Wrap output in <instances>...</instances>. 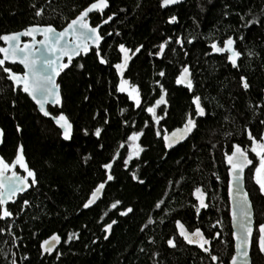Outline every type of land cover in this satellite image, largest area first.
Returning <instances> with one entry per match:
<instances>
[{
    "label": "trees",
    "instance_id": "1",
    "mask_svg": "<svg viewBox=\"0 0 264 264\" xmlns=\"http://www.w3.org/2000/svg\"><path fill=\"white\" fill-rule=\"evenodd\" d=\"M108 1L104 14L91 15V23L97 25L116 14L101 29L104 40L100 54L108 63L100 64L94 49L74 60L58 81L62 109L50 107L51 113L63 111L73 123L70 141L62 139L61 131L40 114L26 94L13 91L12 83L0 72V157L10 162L17 146L22 145L25 161L37 180L6 206L13 217L0 220V228L5 229L0 233V264H12L14 258L16 264H213L207 253L178 236L177 219L189 230L200 227L211 241L212 254L219 257L216 264H229L234 247L228 167L223 157L234 143L250 147L245 128L255 136L264 132V0H181L163 9L159 0ZM90 2L0 0V34L31 25L51 24L62 29ZM37 10H42L40 16L35 15ZM170 15L177 16V22L167 23ZM229 35L242 53L237 68L230 65L226 55L213 54L209 47L213 39L219 43ZM169 37L172 39L162 56L154 55ZM177 37L184 40L183 49L175 44ZM188 39L193 43H187ZM120 43L131 49L143 45L124 74L140 89L139 107L127 93L116 91L120 77L113 65L120 61ZM185 63L192 72L191 92L175 84ZM12 69L22 71L18 65ZM241 75L250 84L247 91L240 87ZM160 85L166 90L167 105L157 108V114L163 116L157 125L144 108L159 97ZM193 95L201 97L206 115L197 120V128L186 142L167 150L163 131L182 126L185 114L194 113ZM96 127L102 130L100 137L93 135ZM157 129L161 137L156 136ZM141 130L138 143L143 151L125 166L127 137ZM117 151V158L112 160ZM109 161L111 171H106L102 165ZM107 174L113 179L97 204L82 208L92 190L107 181ZM246 185L258 226L264 223V195L254 191L249 174ZM197 186L206 192L208 204L199 214L192 195ZM25 199L27 206L23 205ZM116 200L121 203L112 209ZM160 201L163 203L158 209L155 205ZM128 207L133 209L131 213L119 215ZM112 220L117 223L105 239L103 226ZM52 233L62 242L52 255H42L39 245ZM70 233L78 238L65 243ZM170 237L175 239V248L166 244ZM256 240L257 233L253 236L252 260L261 264L254 254Z\"/></svg>",
    "mask_w": 264,
    "mask_h": 264
},
{
    "label": "snow or ice",
    "instance_id": "2",
    "mask_svg": "<svg viewBox=\"0 0 264 264\" xmlns=\"http://www.w3.org/2000/svg\"><path fill=\"white\" fill-rule=\"evenodd\" d=\"M181 0H159L160 8H168L172 5L179 4ZM109 7L108 0H92L84 7L79 13L70 21L67 22L61 30H57L53 25H31L28 28L20 32H12L0 34V72L5 74L8 81H11L13 85V91L19 89L23 93L27 94L35 105L39 109L40 113L45 117H51L53 122L62 130L61 134L64 140H70L72 135L73 125L70 122L68 116L62 111L52 116L49 111L46 110V104H53L55 106H61V93L60 85L56 82V77L60 73L69 67L74 57L86 55L90 48L96 49V55L99 58V63L104 65L108 61L101 56L99 52L100 42L104 37L99 33L98 29L100 24L92 26L89 21V14L100 13L102 14L105 9ZM42 10H37L35 15L40 16ZM115 13L108 15L106 19L102 20L103 24H107L113 19ZM177 16L170 15L167 23L172 24L177 22ZM243 20V17H241ZM258 21H248V24L257 23ZM42 37L37 39V36ZM111 35V33H108ZM116 35H119L117 32ZM22 37H28L29 40H22ZM171 37L161 42L158 46V51L154 53L157 57L162 56L165 52L166 45L171 41ZM194 39V38H193ZM193 39H188L187 43H193ZM243 39V37H239ZM175 44L180 45L183 49L184 40L181 37L175 39ZM235 40L231 35L227 36L222 42H217L213 39L209 45L211 53L213 54H224L226 55L227 61L233 68H237L238 58L241 56V52L235 47ZM143 45L137 46L135 49H131L120 43L117 45L118 52L120 53V61L115 63L113 67L116 70V74L120 77L118 84L116 85V91L119 93H127L130 100L134 101L135 105L139 107L141 105V93L140 89L136 84L130 83L128 79L124 78V72L128 67L129 61L137 53L141 51ZM175 52V49H172ZM206 55L208 53H205ZM187 55V53H185ZM249 55H252L249 52ZM66 58V59H65ZM12 64H19L23 67V72L18 73L12 70ZM7 65V66H6ZM82 67V65H78ZM159 75L163 77L165 72L160 71ZM192 74L187 63L183 64L175 77L176 85H183L189 92L193 90V81L191 78ZM240 87L242 90L247 91L250 84L247 78L243 75L239 77ZM159 84V81L156 82ZM166 90L163 85H160V95L151 105L144 108V111L150 114L154 124H159L163 119V116L157 114V108L161 105H167L165 99ZM191 103L194 107V113H186L182 126L168 132L163 131V135L160 129L156 130V136L163 139L165 148H172L175 144L187 138L194 129L197 128L195 117H204L206 115L205 107L202 105L201 97L193 95ZM251 107V105H250ZM260 107V105H257ZM121 111H124L121 109ZM227 119V117H225ZM107 122V121H105ZM264 124V121H261ZM16 131L20 132V126L17 125ZM101 128L96 127L93 135L100 137ZM247 140L250 142L249 146L242 147L239 143L231 145L229 153L224 154V162L228 167V197L232 204L231 209V222L233 229L238 228L239 232L233 231L232 237L235 241V254L231 256L230 264H250L249 259V248L252 244V211L251 203L246 191H242L238 185L243 180V173L246 167L252 166V179L258 186L259 192L264 195V132H261L259 136L253 135V133L245 128ZM87 135V131H85ZM141 131H134L127 137L128 142V157L124 160L125 166H127L129 160L133 157H139L143 148L136 143L140 136ZM230 135V133H225ZM3 136V130L0 129V137ZM120 147H124L121 144ZM252 154L253 158H249V154ZM118 151L113 155L112 160H115L118 155ZM257 162L254 164L253 160ZM22 170L23 175L18 174L16 170ZM112 162L109 161L102 165V168L106 171L111 169ZM112 175L107 174V180L111 181ZM133 180L137 177L135 174L132 176ZM144 183L143 180L139 181ZM37 183L36 174L34 170L30 169L25 161L23 155V146L18 145L16 149L15 157L10 161L6 162L3 157H0V220L10 219L13 217V212L9 210L6 205L14 202V198L28 188L35 186ZM234 184L237 185L234 191ZM105 187V182L99 183L95 189L92 190L88 199L81 205L82 208H89L90 205L95 203L98 194ZM192 195L197 201L195 208L196 214H199L201 209L207 208L206 203V192L202 187H195ZM121 202L116 200L111 204L112 209H116ZM163 201L158 202L155 207L160 208ZM29 201L25 199L23 205L27 206ZM133 209L128 207L121 211L119 215L124 216L131 213ZM107 213H105L106 215ZM149 223H152L149 218ZM117 223L116 220H112L109 223L104 224L103 232L105 233L104 238L107 239V233L113 228V225ZM176 233L182 240L189 245H196L204 253H207L213 264H216L219 257L218 255L212 254L210 250L211 241L205 237L200 227H195L192 230L186 228L185 224L179 219L175 220ZM5 229L0 228V233H3ZM219 236V233H216ZM78 238L76 233H70L67 236L68 241ZM15 242V241H13ZM95 242V241H94ZM61 243V237L52 233L49 237L44 239L39 247L41 254H51L56 246ZM166 244L170 248H175L176 243L173 237L166 240ZM256 247L261 254H264V223L258 226V238L256 240ZM60 255L59 252L56 253ZM158 253H153V256ZM13 256L15 254L13 253ZM27 258V257H25ZM12 264H16L15 258Z\"/></svg>",
    "mask_w": 264,
    "mask_h": 264
},
{
    "label": "water",
    "instance_id": "3",
    "mask_svg": "<svg viewBox=\"0 0 264 264\" xmlns=\"http://www.w3.org/2000/svg\"><path fill=\"white\" fill-rule=\"evenodd\" d=\"M109 2V1H108ZM110 5V4H109ZM109 8V7H108ZM108 8L107 9H105L104 11H106V10H108ZM92 14H94V13H91V14H89V21H90V24L92 25V26H95V25H93L92 23H91V15ZM112 21V20H111ZM111 21H109L107 24H103L102 22L101 23H99L101 26H100V28L98 29V31H99V33L101 34V29L104 27V26H106V25H108L109 23H111ZM57 29V28H56ZM58 31L59 30H61V29H57ZM22 31V30H21ZM17 32H20V31H17ZM42 37H40L39 35L37 36V39H41ZM22 40H29L30 38H28V37H22L21 38ZM104 40V39H103ZM103 40L100 42V46H99V52H100V48H101V45H102V42H103ZM234 47L237 49V47H236V42H235V45H234ZM96 50L95 48H90V50H89V52L86 54V55H81V56H83V57H85V56H87V55H89L91 52H92V50ZM238 50V49H237ZM81 56H78V57H74L73 58V60H72V62L74 61V60H76L77 58H79V57H81ZM133 58H134V56H133ZM133 58L129 61V64H128V67H127V69L125 70V72H124V74L126 73V71L128 70V68H129V66H130V64H131V62H132V60H133ZM240 58V57H239ZM239 58H238V61H239ZM66 59V58H65ZM238 61H237V64H238ZM71 62V63H72ZM14 65H18V66H20L21 68H22V71H15V70H13V71H15V72H18V73H22L23 72V67H22V65H19V64H12L11 65V68H12V66H14ZM7 66V65H6ZM71 66V64L69 65V67ZM69 67L67 68V69H69ZM67 69H64L61 73H60V75L58 76V77H56V82L59 84V78L61 77V75L67 70ZM191 71V70H190ZM191 74H192V72H191ZM191 78H192V76H191ZM193 81V80H192ZM11 82V81H10ZM60 85V84H59ZM60 93H61V86H60ZM25 94V93H24ZM27 95V94H26ZM28 96V95H27ZM29 97V96H28ZM29 99L31 100V98L29 97ZM32 101V100H31ZM61 106H55V105H53V104H46L45 105V108H46V110L47 111H49L50 112V107L51 108H58L59 110L60 109H62V105H63V97H62V93H61ZM34 104H35V102L34 101H32ZM36 106V105H35ZM37 107V106H36ZM37 110L39 111V109L37 108ZM40 112V111H39ZM61 112V111H60ZM59 112V113H60ZM63 112V111H62ZM51 113V112H50ZM59 113H57L56 115H58ZM64 113V112H63ZM42 116H43V114L42 113H40ZM51 115L52 116H56L55 114H53V113H51ZM45 117V116H44ZM46 118H49V119H51V117H46ZM199 118H202V117H195V120H196V123H197V120L199 119ZM52 120V119H51ZM53 121V120H52ZM71 122V121H70ZM54 123V122H53ZM72 123V122H71ZM55 124V123H54ZM72 125H73V123H72ZM55 126L59 129V127L55 124ZM176 129V128H175ZM61 132H62V130L61 129H59ZM195 131V129L193 130V132ZM192 132V133H193ZM192 133L187 137V138H185L184 140H182V141H180L179 143H177V144H175L172 148H167V150H170V149H173V148H176L178 145H180V144H182V143H184V142H186L188 139H189V137L192 135ZM72 135H73V129H72ZM72 135H71V138H72ZM61 137H62V139H63V136H62V134H61ZM71 140V139H70ZM70 140H66V141H70ZM249 158L250 159H252V157H251V155L249 154ZM253 163H255L254 162V160H253ZM226 166L227 167H229L227 164H226ZM252 169V166L250 165V166H248V167H246L245 168V170H244V173H243V180L239 183V185H238V187L242 190V191H246L247 193H248V197H249V200H250V203H251V211H252V217H251V219H252V225H253V233H252V237H251V240H252V244H251V247L249 248V259H250V264H253V260H252V245H253V236H254V232H255V229H256V222H255V211H254V206H253V202H252V199H251V196H250V193H249V191L247 190V185H246V179H247V173L250 171ZM110 171H111V169H109ZM18 174H21L20 172H18ZM22 175V174H21ZM228 180H229V176H228ZM108 180L107 181H105V187L101 190V192L98 194V198H96V200H95V203H93L92 205H90L89 206V208L90 207H93L95 204H97V202L99 201V199L101 198V196L103 195V192H104V190H105V188H106V186H107V184H108ZM236 187H237V185H235L234 184V191L236 190ZM227 191H228V186H227ZM21 193H19L15 198H14V200H16L17 198H18V196L20 195ZM228 201H229V197H228ZM12 203V202H11ZM10 204V203H9ZM7 206V205H6ZM231 209H232V204L230 203V201H229V216H230V224H231V229H232V232L235 230V231H237V232H239V229L238 228H236V229H233V227H232V222H231ZM111 232H112V229L110 230V232L109 233H107V236H109L110 234H111ZM232 239H233V237H232ZM61 242H62V239H61ZM60 244L61 243H59L57 246H56V248L53 250V252L51 253V254H48V253H45V254H43V255H52L57 249H58V247L60 246ZM233 247H234V252H233V255L235 254V241H234V239H233ZM261 254V253H260ZM261 256H262V258H263V264H264V254H261ZM229 264H230V262H229Z\"/></svg>",
    "mask_w": 264,
    "mask_h": 264
},
{
    "label": "rangeland",
    "instance_id": "4",
    "mask_svg": "<svg viewBox=\"0 0 264 264\" xmlns=\"http://www.w3.org/2000/svg\"><path fill=\"white\" fill-rule=\"evenodd\" d=\"M0 142H1V137H0ZM136 143H138V141L136 142ZM139 144V143H138ZM257 162V161H256ZM252 171H253V169H251L250 170V172H249V175H250V177H251V181H252V184H253V188H254V191H259V189H258V186L255 184V182H254V180L252 179ZM18 172H20L22 175H23V172H22V170H19L18 169ZM256 189V190H255ZM254 254L257 256L256 257V260H257V263H261L262 264V262H263V258H262V256H261V254H260V252H259V250H258V248L257 247H255V250H254Z\"/></svg>",
    "mask_w": 264,
    "mask_h": 264
},
{
    "label": "flooded vegetation",
    "instance_id": "5",
    "mask_svg": "<svg viewBox=\"0 0 264 264\" xmlns=\"http://www.w3.org/2000/svg\"><path fill=\"white\" fill-rule=\"evenodd\" d=\"M106 11H107V10H106ZM106 11H104L102 14H104ZM105 19H106V18H105ZM101 22H102V21H101ZM101 22H100V23H101ZM254 162H255V161H254ZM255 163H256V162H255ZM255 163H254V164H255ZM16 170H17V169H16ZM249 172H250V171H249ZM249 172L247 173V176H248ZM246 184H247V179H246ZM258 193L261 194L259 191H258ZM252 202H253V201H252ZM254 211H255V210H254ZM258 226H259V225H258ZM258 226H256V229H255V232H254V234L257 233V238H258Z\"/></svg>",
    "mask_w": 264,
    "mask_h": 264
}]
</instances>
